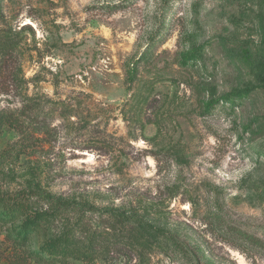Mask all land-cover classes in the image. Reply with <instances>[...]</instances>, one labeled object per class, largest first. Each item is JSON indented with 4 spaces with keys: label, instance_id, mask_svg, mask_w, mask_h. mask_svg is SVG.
Listing matches in <instances>:
<instances>
[{
    "label": "rangeland",
    "instance_id": "374dc122",
    "mask_svg": "<svg viewBox=\"0 0 264 264\" xmlns=\"http://www.w3.org/2000/svg\"><path fill=\"white\" fill-rule=\"evenodd\" d=\"M263 71L264 0H0V112L29 126H0V191L37 181L189 251L140 253L117 238L93 264H264L250 244L264 245V87L233 93ZM62 229L40 223L22 253Z\"/></svg>",
    "mask_w": 264,
    "mask_h": 264
},
{
    "label": "trees",
    "instance_id": "16d2710c",
    "mask_svg": "<svg viewBox=\"0 0 264 264\" xmlns=\"http://www.w3.org/2000/svg\"><path fill=\"white\" fill-rule=\"evenodd\" d=\"M258 85H246L233 91L234 96L249 93L257 87H264V71L259 76ZM16 128L19 133L26 135V128L21 115L0 112L2 123ZM28 136V135H27ZM38 201L45 206L37 207ZM0 204L5 211L0 214V230L13 225L17 211L25 213L24 222L18 226L15 238L10 236V250L6 247L1 259L8 264H24L27 257L43 264H57L71 258L83 264H93L97 257L108 258L118 249L117 238L125 239L128 248L141 252H171L180 254L187 260L189 251L184 243L169 235L163 229L142 223L135 215L110 207L100 208L87 201H78L73 197L56 195L43 188L37 181H29L27 186L16 192H1ZM35 206V207H34ZM104 214L103 224L98 217L87 213ZM12 219V220H8ZM117 222L123 231L114 233ZM61 222L63 229L53 237L45 240L39 250L22 253L20 246L24 238L32 233L40 223L51 224ZM157 232L158 237L152 239L150 233ZM16 237H21L17 240ZM116 239V241H114ZM252 247H264L259 240H251ZM188 264H192L188 262Z\"/></svg>",
    "mask_w": 264,
    "mask_h": 264
}]
</instances>
